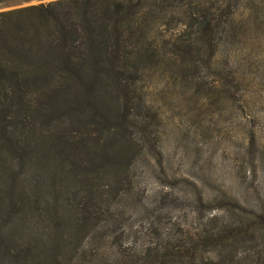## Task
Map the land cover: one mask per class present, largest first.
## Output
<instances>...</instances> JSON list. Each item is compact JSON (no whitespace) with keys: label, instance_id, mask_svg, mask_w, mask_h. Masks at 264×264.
<instances>
[{"label":"trees","instance_id":"trees-1","mask_svg":"<svg viewBox=\"0 0 264 264\" xmlns=\"http://www.w3.org/2000/svg\"><path fill=\"white\" fill-rule=\"evenodd\" d=\"M22 1L27 0H0V7ZM247 2L257 4L48 0L0 10V122L7 120L0 133L12 147L13 175L16 160L40 182L31 184L24 176L12 182L0 163L1 194L13 206L6 212L7 228L0 227V264H195L203 259L194 249L197 240L175 247L162 238L153 250L113 239L86 252L82 241L95 236L99 223L120 221L111 205L127 198L128 161L153 133L134 112L143 107L141 97L133 95L142 69L175 67L179 79L194 84L196 69L234 43L230 18ZM40 82L50 84L39 88ZM50 85L53 93L45 89ZM35 91L43 102L38 109L30 104ZM35 113L46 130L31 143ZM129 121L144 131L135 135ZM65 180L71 184L62 191L59 183ZM224 231L219 226L201 235L202 241L218 240L213 258L233 241ZM258 251H252L249 264H264ZM232 258L222 260L230 264Z\"/></svg>","mask_w":264,"mask_h":264},{"label":"rangeland","instance_id":"rangeland-1","mask_svg":"<svg viewBox=\"0 0 264 264\" xmlns=\"http://www.w3.org/2000/svg\"><path fill=\"white\" fill-rule=\"evenodd\" d=\"M41 1L48 0L22 1L0 10ZM230 25L234 43L217 49L196 69L194 84L179 79L175 67L142 69L133 95L141 97L143 107L133 111L150 123L145 128L153 133L142 139L140 153L128 161V190L123 193L127 198L111 205L120 221L99 223L95 236L82 241L85 252L113 239L154 250L163 238L175 247L182 240H197L194 249L203 259L195 264H225L222 258L228 256H233L230 264H249L256 248L264 257V0L238 7ZM45 89L54 92L51 85ZM36 92L30 104L38 109L43 102ZM32 117L31 143L46 130L36 113ZM129 123L135 135L145 129ZM0 145V163L12 182L24 176L31 184L40 183L16 160L14 176L8 165L12 147L1 133ZM2 176L0 168V183ZM70 184L65 180L59 186L63 191ZM0 198V227L5 229L6 212L13 206L6 193ZM219 226L233 241L213 258L218 240L202 241L201 235Z\"/></svg>","mask_w":264,"mask_h":264}]
</instances>
